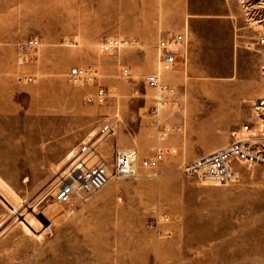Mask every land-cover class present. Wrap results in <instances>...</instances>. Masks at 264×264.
Here are the masks:
<instances>
[{"label": "rangeland", "instance_id": "1", "mask_svg": "<svg viewBox=\"0 0 264 264\" xmlns=\"http://www.w3.org/2000/svg\"><path fill=\"white\" fill-rule=\"evenodd\" d=\"M208 14L242 17L246 42ZM12 24L15 39L0 41V72L13 75L17 90L14 113L3 116L11 83L0 81V264H264V164H237L240 180L230 184L186 171L246 134L244 125L264 150V0L248 15L230 0H0V37ZM179 32L186 61L161 73L179 101L154 115L158 92L143 80L160 72L157 43ZM31 37L41 41L37 59L20 65L18 43ZM112 37L138 44L102 54L100 42ZM251 38L259 44L246 65L237 52ZM77 66L98 70L107 103H86L96 84L70 80ZM255 80L259 96L224 97ZM169 124L176 132L160 137ZM84 147L79 159L89 165L136 152L137 174L114 177L86 200L55 201L54 185L75 161L69 155ZM171 148L158 169L144 166Z\"/></svg>", "mask_w": 264, "mask_h": 264}, {"label": "built area", "instance_id": "2", "mask_svg": "<svg viewBox=\"0 0 264 264\" xmlns=\"http://www.w3.org/2000/svg\"><path fill=\"white\" fill-rule=\"evenodd\" d=\"M240 5L246 12L250 14L251 9L258 5V0H231ZM186 41V35L182 32L171 33L169 36L162 38L156 45L159 61L162 70H173L180 59L181 48ZM264 42V38L262 39ZM138 40L133 37H112L102 41L100 52L102 54L118 53L123 47L135 46ZM41 46L39 38L31 37L18 44L17 54L18 63L20 65L31 63L36 59L37 52ZM124 73H128L129 69L124 68ZM32 80L33 77H27ZM70 78L87 82H96L98 79V70L93 66H77L70 71ZM145 83L157 89L156 104L152 109L153 114H157L159 110L169 103L177 102V89L166 83L159 73H153L145 76ZM135 94H139V90H134ZM110 94L108 90L99 86L95 95L86 98L90 104H104L108 101ZM258 107L264 108V99L258 101ZM244 129L249 130V125H245ZM163 130V136L166 137L176 132V127L166 125ZM177 149L172 148L168 151L158 150L152 157L144 159L146 168L155 169L160 166L165 157L169 153H176ZM239 163H260L264 164V150L256 148L252 145L250 138H234L226 147L214 150L210 153L202 155L186 166V171L196 174L198 178L204 180H217L219 183H236L240 180V173L236 169ZM135 174V168L132 160L121 154L119 151L114 163L109 164L104 160H100L92 165H88L84 160L77 159L71 165L66 174L59 178L55 187V200L68 203L75 197L87 199L99 191L102 187L116 176H132ZM160 218L164 221L170 219L168 214H163Z\"/></svg>", "mask_w": 264, "mask_h": 264}, {"label": "crops", "instance_id": "3", "mask_svg": "<svg viewBox=\"0 0 264 264\" xmlns=\"http://www.w3.org/2000/svg\"><path fill=\"white\" fill-rule=\"evenodd\" d=\"M53 15L54 14H52L50 11H47V13H45L42 16L50 18ZM220 17L226 19L229 22V24L231 26V32L235 34L234 41L238 40L240 42H242V41L246 42L245 39L242 40V38H244L243 37L244 33H246V29H245V25L243 23L242 17H238L236 15L235 16L217 15V14L206 15V18H208V19H214V18H220ZM14 29H15V26H14V24H12L11 28H10V32H7L4 37H0V41H6V42L13 41L15 39ZM241 35H243V36H241ZM238 38H240V39H238ZM258 44H259L258 38H255V39L251 38V41L249 43H247L246 45H239L240 49L237 52V58L240 60H243L244 64L248 65L253 58V54L255 53V50H256L255 45H258ZM15 61H16V58H15ZM3 65H4V62L0 58V71H3V69H4ZM0 81L1 82L4 81L5 83H7V82L11 83L10 85H7V84L5 85L7 87V91L5 93L6 97H4L5 102H4V110L2 111V115L7 117L9 115H12L15 111V108L17 107V101H16L17 90L14 88V86L12 84L15 81L13 75L6 73V72H0ZM238 82L240 84L243 82L250 83V79H247V78L243 79L242 78V79H239ZM257 82H259V81H257V80L254 81V88L249 87L248 89H246V92L241 93V94L231 93V91L224 90V97H228V98L238 97V96L239 97H257L261 94V90H262L261 87L257 88ZM259 84H260V82H259ZM233 85H234V83H233ZM217 93H218V91H213V94H214L213 96L217 97ZM192 94H194V93H192ZM191 96H193V95H191ZM0 101H3V99H1ZM160 118H161V115H160ZM216 129H219V127H217ZM225 129L226 130L228 129V131H229L230 125H228L227 127L222 126V130H225ZM153 143L156 146H160V145L164 144V142L159 140V139H154ZM152 154L153 153H150V155H152Z\"/></svg>", "mask_w": 264, "mask_h": 264}, {"label": "bare ground", "instance_id": "4", "mask_svg": "<svg viewBox=\"0 0 264 264\" xmlns=\"http://www.w3.org/2000/svg\"><path fill=\"white\" fill-rule=\"evenodd\" d=\"M231 1V0H230ZM233 2V1H232ZM234 3H236V2H234ZM186 35V34H185ZM35 38H38V37H35ZM121 38H123V37H121ZM29 39V38H28ZM106 39H108V38H106ZM27 40V39H26ZM105 40V39H104ZM25 41V40H24ZM103 41V40H102ZM102 41L100 42V45H99V50H100V47H101V43H102ZM22 42V41H21ZM186 42V41H185ZM19 44V43H18ZM184 45H185V43H184ZM184 45H183V47H184ZM183 47L181 48V51H180V56L181 57H183V55H182V50H183ZM101 51V50H100ZM183 58H185L186 59V56L185 57H183ZM36 59H37V56H36ZM35 59V60H36ZM34 60V61H35ZM180 61H182V62H184V61H186V60H181L180 59ZM180 61H179V63H180ZM179 63H177V65L179 64ZM177 65H176V67H177ZM176 67L173 69V70H175L176 69ZM125 68H128L129 69V67H125ZM72 69V68H71ZM71 69L69 70V72H68V78L70 79V80H74V79H71L70 78V71H71ZM123 70H124V68H123ZM173 70H171V71H173ZM171 71H165V70H162V68L160 67V72H158L160 75H161V73L162 72H171ZM123 73H124V71H123ZM129 73V72H128ZM128 73H125V74H128ZM161 77H162V75H161ZM162 79H163V77H162ZM164 80V79H163ZM98 81H99V75H98V79H97V81L96 82H88V83H93V84H96V89H95V91L93 92V93H91V94H89V95H87L86 96V98L87 97H89V96H92V95H95V93H96V90H97V88L99 87V86H102V85H100L99 83H98ZM165 81V80H164ZM87 82V81H86ZM166 83H168L167 81H165ZM143 83L146 85V86H148L146 83H145V81L143 80ZM169 85H171L170 83H168ZM171 86H173V85H171ZM104 87V86H103ZM148 87H150V86H148ZM173 87H175V86H173ZM106 88V87H105ZM152 88V87H151ZM176 88V87H175ZM138 89V88H137ZM155 89V88H154ZM177 89V88H176ZM139 90V89H138ZM157 90V89H156ZM158 92V91H157ZM177 93H179L178 92V89H177ZM135 94V93H134ZM139 94H140V90H139ZM135 95H138V94H135ZM179 95V94H178ZM86 98H85V101H86ZM110 98V97H109ZM264 99V98H263ZM109 100V99H108ZM156 100V99H155ZM261 100V99H260ZM178 101H179V96L177 97V102L176 103H169V104H167V105H177L178 104ZM259 101V100H258ZM108 102V101H107ZM106 102V103H107ZM86 103H88L87 101H86ZM88 104H90V103H88ZM93 104H98V103H93ZM105 104V103H104ZM166 105V106H167ZM166 106H164V107H166ZM163 108V107H162ZM161 108V109H162ZM160 109V110H161ZM159 110V111H160ZM159 113V112H158ZM157 113V114H158ZM154 115H156V114H154ZM169 125H172V124H169ZM164 126H166V125H164ZM174 126V125H173ZM245 126V125H244ZM244 126H243V130L245 131V133L246 134H244L243 136H240V137H236V138H250V140H251V143H252V137L248 134V130L246 131L245 129H244ZM163 130H161L160 129V137L161 136H163ZM175 133V132H174ZM169 136V135H168ZM167 137V136H166ZM166 137H162V138H166ZM234 140V139H233ZM230 143V142H229ZM227 145H229V144H227ZM226 145V146H227ZM253 145V144H252ZM226 146H224V147H226ZM254 146V145H253ZM87 147H84V148H82V149H77V148H75V149H73V151L71 152V154L69 155V162L70 161H73V160H77V159H79L80 158V153H81V151H83V150H85ZM221 148H223V147H221ZM172 149V148H171ZM177 149V148H176ZM218 149H220V148H218ZM161 150H165V149H161ZM168 150H170V149H168ZM168 150H165V151H168ZM217 150V149H216ZM119 151H117L116 152V155H115V158H114V160L113 161H107V160H105V159H103V158H101V159H99L98 161H100V160H104L105 162H107V163H109V164H112V163H114L115 162V160H116V156H117V153H118ZM120 152H121V154H124V155H126V156H128L131 160H132V162H133V166H134V168H135V174L134 175H132V176H135L136 174H137V167H136V161H137V154H136V152H134V151H123V150H120ZM177 152V151H176ZM169 154H174V153H169ZM168 155V154H167ZM167 155H166V157H167ZM152 157V156H151ZM166 157H165V159H166ZM164 159V160H165ZM85 161V160H84ZM97 161V162H98ZM86 162V161H85ZM87 163V162H86ZM96 163V162H95ZM88 164V163H87ZM94 164V163H93ZM239 164H246V163H239ZM89 165V164H88ZM90 165H92V164H90ZM161 165V164H160ZM237 166V165H236ZM160 167V166H159ZM159 167H157V168H155L154 170H156V169H158ZM151 169V168H150ZM237 169V168H236ZM249 169H251V168H249ZM67 173V172H66ZM65 173V174H66ZM62 175H64V174H62ZM61 175V176H62ZM61 176H59L58 177V180H57V182L55 183V185H54V189H53V197H54V191H55V187H56V185H57V183H58V181H59V178L61 177ZM116 177H129V176H116ZM114 178V177H113ZM112 178V179H113ZM111 179V180H112ZM200 179V178H199ZM110 180V181H111ZM201 180H204V179H201ZM211 180V179H210ZM109 181V182H110ZM213 181H215L216 183H219V181H217V180H213ZM219 184H222V183H219ZM107 185V184H106ZM105 185V186H106ZM104 186V187H105ZM104 187H102L99 191H101ZM99 191H97L95 194H97ZM95 194H93L92 196H94ZM91 196V197H92ZM75 198H79V199H82V198H80V197H75ZM74 198V199H75ZM90 198V197H89ZM89 198H87V199H89ZM55 199V198H54ZM86 200V199H85ZM119 200H122V197H120L119 198ZM55 201H57V200H55ZM57 202H59V201H57ZM71 202V201H70ZM60 203H62V202H60ZM69 203V202H68ZM25 221H26V219H25ZM23 224L25 225V227L26 228H29L28 227V225L25 223V222H23Z\"/></svg>", "mask_w": 264, "mask_h": 264}]
</instances>
